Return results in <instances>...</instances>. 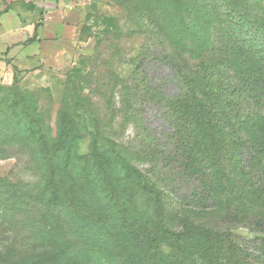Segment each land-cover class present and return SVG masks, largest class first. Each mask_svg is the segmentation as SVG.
<instances>
[{
    "label": "trees",
    "instance_id": "16d2710c",
    "mask_svg": "<svg viewBox=\"0 0 264 264\" xmlns=\"http://www.w3.org/2000/svg\"><path fill=\"white\" fill-rule=\"evenodd\" d=\"M155 2L156 34L202 69L181 73L171 66L181 87L177 97H165L159 85L153 89L171 126L172 149L149 152L154 169L178 184L181 202L206 210L222 191L216 154L227 148L236 173L264 201V38L250 39L245 31L247 22L252 30L259 25L240 15L242 0H213L208 7L199 0ZM36 42L37 27L25 45ZM6 103L0 101V128L8 126L13 137L4 142L25 135L34 144L39 182L0 187V224L11 215H34L44 249L17 258L0 252V264H246L229 231L169 228L156 180L115 141L100 150L94 136L89 153L79 155L81 129L70 107L58 111L52 136L38 133V122L24 123L29 108L22 97Z\"/></svg>",
    "mask_w": 264,
    "mask_h": 264
},
{
    "label": "rangeland",
    "instance_id": "374dc122",
    "mask_svg": "<svg viewBox=\"0 0 264 264\" xmlns=\"http://www.w3.org/2000/svg\"><path fill=\"white\" fill-rule=\"evenodd\" d=\"M199 1L208 7L213 0ZM242 1L240 15L259 25L252 30L247 22L245 31L250 39H263L264 0ZM62 8L66 15L61 25L45 30L39 45L24 51L27 58L18 60L19 71L14 72L6 50L27 46L34 29L42 26L41 5L39 0H0V75L5 67L13 73L9 84L0 80V101L9 105L22 97L29 108L24 123L38 122V133L52 136L58 111L70 107L81 129L78 154L89 153L94 136L100 150L108 148V140L115 141L132 164L156 180L164 193V221L169 228L192 224L229 231L245 250L246 264H264V201L254 197L236 173L233 150L225 148L216 154L225 178L214 206L206 210L181 202L178 184L160 178L152 165L150 151L172 150L171 126L156 104L153 89L159 85L162 95L177 97L181 87L171 66L181 73L202 69L199 62L181 57L156 34L155 0H64ZM220 10L227 11L224 3ZM7 127L0 128V187L38 183L31 156L34 144L25 135L4 142L13 137ZM33 216L11 215L0 224L1 253L17 258L44 249L36 237L38 224Z\"/></svg>",
    "mask_w": 264,
    "mask_h": 264
},
{
    "label": "crops",
    "instance_id": "0c3cea01",
    "mask_svg": "<svg viewBox=\"0 0 264 264\" xmlns=\"http://www.w3.org/2000/svg\"><path fill=\"white\" fill-rule=\"evenodd\" d=\"M64 0H39V3L41 5V19L42 22L40 23L42 26L38 27L37 29V41L36 43L32 45H27L24 48L18 47H8L6 50V53H8V56L10 59H12L13 66L18 68L19 65V59L24 58L26 59L27 56L24 55V51L29 50L30 48H34V46H38L39 42L43 38L44 31L47 29L55 30L57 26H60L62 23V20L64 16L66 15L64 12V8H62ZM38 24V26L40 25ZM34 33V32H33ZM33 37V36H32ZM31 37V38H32ZM40 61H36V64H39ZM0 80L2 84H9V82L12 80L13 73L10 71L9 68H3L1 70Z\"/></svg>",
    "mask_w": 264,
    "mask_h": 264
}]
</instances>
